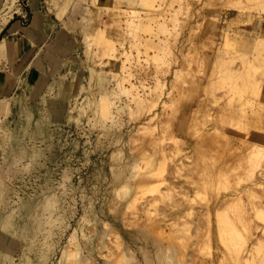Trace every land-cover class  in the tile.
Here are the masks:
<instances>
[{
  "label": "bare ground",
  "instance_id": "1",
  "mask_svg": "<svg viewBox=\"0 0 264 264\" xmlns=\"http://www.w3.org/2000/svg\"><path fill=\"white\" fill-rule=\"evenodd\" d=\"M18 1L0 0V34L10 25L12 30L20 28L24 32L23 37L12 40L3 35L0 38V56H7L15 62L18 56L23 55L17 82L20 87V83L25 81L26 90L30 93L25 95L21 90L15 93L4 91L0 94V264H185L189 239L179 222L182 215L179 208L181 202H173L178 207L172 212L171 219L159 217L157 208L152 203L145 205L142 222L137 217V202L147 192L170 198V190L173 189L171 186L165 189L160 186L168 181L163 174L159 175L162 164L160 159L163 162L167 159L163 140L168 135L175 144L179 143L175 114L185 101L181 96L184 97L186 90L197 80L195 76H189L191 80H187V71L180 65L173 67L170 82L162 74L175 61L171 37L177 32V25L183 23H180L181 17L192 12V1L166 0V4L162 5L159 0H30L34 14L25 24H20L18 20L13 22L15 14L20 12ZM251 2L264 13V0ZM44 3L62 19V26L56 30V37L52 35L54 22L47 19ZM105 7L110 9L113 17L112 21H108L110 29L118 31L117 34L109 33L108 28L101 24L100 15L104 13ZM67 8V17H63ZM170 22L173 26H170ZM75 30L84 36L87 58L73 55L78 68H70L68 74L71 80L67 84L66 75H58V71L66 61L67 53L72 51L71 48L78 41L77 36L72 33ZM160 30L164 34L160 35ZM122 32L133 36L130 48L125 45V36H119ZM207 34L210 42H215V36L220 33L209 31ZM68 35L72 36L70 41L67 39ZM223 36L224 42L221 41L216 47L218 55L213 65L223 72L221 75L224 74V78L234 80L228 91H232L231 100L236 102L242 99L241 87L237 82L240 78L250 86L254 85L257 91L261 90L260 81H252L253 74L245 64L243 68H233L232 58L229 61L222 52H228L232 56L250 50L264 58V33L254 26L250 32L244 34L236 32L233 36ZM135 47L138 53L144 48L146 56L156 60V69L151 76L153 80L149 82L147 79L150 76L141 75L143 68L139 64L140 61L143 62L139 59V54L136 56V51H133ZM111 60L117 61L114 69L110 67ZM83 64H88L90 71L89 89L84 83L75 81ZM46 74L50 80L36 99V114V107L26 101L25 96L29 98L32 95V83L39 86V81ZM3 78L4 76L0 77L1 80ZM210 82V79L205 81L200 88L204 86L208 90ZM75 88L78 93H74L77 91ZM86 89L89 93L80 105L78 96ZM73 99L76 100L75 106ZM2 100L8 101L5 107L2 106ZM85 103L93 105L94 117H90V120L97 119L101 130L106 135H112L110 142L115 148L112 151L113 184L109 198L119 202L109 210L102 207L105 214L109 211L113 215L114 221L102 216L90 201L85 204L84 211L77 220L78 224L75 225L71 222V217L76 211L68 199V194L69 189L75 190L78 186L73 180L71 166L63 167L61 179L52 185L47 182L41 191L35 193L26 192L23 196L15 183L17 179L24 177L20 175H25L30 169L37 165H46L42 161L45 148L38 144V139L42 137V141H45L47 138H54L53 132H48L50 124L66 122L67 114L70 117L75 116L74 111L71 112L75 108L78 109L77 120H80L81 115L87 112ZM166 111L169 118L164 122L161 117ZM241 111L237 127L248 128L250 120L246 109ZM123 112L132 121L126 131L121 128L124 124L121 118ZM193 113V110L189 112V118ZM256 120L260 121L264 136V105ZM97 121L93 122L94 126ZM181 123L184 124V121L181 120ZM221 134L223 137L231 136L225 131ZM259 139L250 140L249 159L246 160L249 164L247 163L244 170L246 175L254 176V184H257L255 171L258 167V154L264 151V142ZM146 141L152 144L153 152L149 153L144 148L143 143ZM53 146V142L47 143L48 148ZM177 169H182L181 163ZM47 176L46 181L49 180V173ZM250 192L252 196H256L253 190L250 189ZM192 208L189 214L193 213ZM207 209L209 236L215 235L224 242V226L228 225L227 220H219L215 231L211 220L213 207L208 205ZM241 210L244 226L250 233L244 242L259 238L258 242L263 244L264 226L261 227L263 238L258 235L252 237L256 231L254 228L258 226L254 227L246 218V212ZM128 212L134 213V218L128 219ZM256 215L264 222V208L256 209ZM117 220L129 226L128 231L133 239L142 240L138 243V248L133 247L123 229L117 225ZM89 224L94 225L92 229L88 228ZM150 243L153 248L149 246ZM219 256L216 255L217 258ZM261 259L263 264L264 257L261 256ZM252 261V256L246 258V262Z\"/></svg>",
  "mask_w": 264,
  "mask_h": 264
},
{
  "label": "rangeland",
  "instance_id": "2",
  "mask_svg": "<svg viewBox=\"0 0 264 264\" xmlns=\"http://www.w3.org/2000/svg\"><path fill=\"white\" fill-rule=\"evenodd\" d=\"M159 1L162 5L166 4V0ZM191 1L192 12L181 17L180 23H183L177 25L180 32L176 30L177 32L171 37L175 61L170 69L162 74L168 82L172 78L173 67L180 65L187 71V80H191L194 76L197 80L186 90V95L181 96V99H185V101L182 100V106L179 112L175 114L174 122L180 137L179 143L175 144L168 135L163 140L167 159L165 162L160 159L162 164L159 168V175L163 174L168 181L161 183L160 186L163 189L171 186L173 189L170 190V198H162L159 193L153 194L152 192H147L144 197H140L137 202L139 212L137 217L142 222L144 217L143 219L141 217L144 214L145 205L152 203L155 205L154 208H157L159 217L171 219L172 212L178 207L173 202L178 200L182 204L181 206L179 203V208L182 211L181 216L184 214L183 217L180 216V226L189 239L186 247L185 264H262L261 256L264 257V243L261 245L258 242L259 238H251L250 241L244 242L245 239L249 238L250 233H248L249 229L244 226V218H241L240 214H242L241 209H243L251 224H254V227L258 226L254 228L256 231L252 237L258 235V237L263 238L261 227L264 226V222L256 215V209L264 208V151L262 150L258 154L257 164L260 168L257 167L255 171L257 184L253 182L254 176L246 175L244 170H246L245 166L249 164V161L246 160L249 159L250 140L260 137L259 140L264 142L260 121L256 120L264 105V58L255 55L250 50H244V52L241 51V53L238 52L232 56L228 52H222V55L227 57L229 61L232 58L231 65L233 68H243L245 64L253 74L252 81H260L261 90L257 91L254 85L250 86L240 78L237 82L241 87L242 99L236 102L231 100L232 91H228L234 80L224 78V74L221 75L223 72L214 67L213 61L218 55L217 45L221 41L224 42L225 36L223 34L231 36L235 35L236 32L244 34L250 32L254 26L258 31L264 33V13L260 12L251 0ZM17 3L20 12L15 14L13 22L18 20L20 24L28 23L34 14L30 0H19ZM43 9L47 19L54 22L52 35L56 37V30L62 26V19L55 10L50 11L47 3H44ZM107 9L105 7L104 13L100 15L101 24L108 28L109 33L117 34L118 31L110 29L108 21H112L113 17L110 15V9ZM68 12L69 8L65 10L63 17H67ZM10 26L6 28H10ZM170 26H173L171 22ZM209 31L220 33L215 36V42H210L209 34H207ZM72 33L77 36L78 41L71 48L72 51L67 53L66 61L58 71V75L61 73L66 75L65 82L67 84L71 80L68 74L70 68L74 70L78 68L73 55L87 58L83 34L77 30L72 31ZM159 34L164 33L160 30ZM119 36L121 38L125 36V45L130 48L133 36L127 32H122ZM67 39L70 41L72 36L68 35ZM142 49L143 51L141 50L139 53L137 48L133 51H136V56L139 54V59L143 62L140 61L139 64L143 68L141 75L150 76V79H147L149 82L153 80L151 76L154 74L153 70L156 69V60L152 57L151 59L148 58L144 48ZM22 56H18L17 61L21 60ZM111 61L110 67L114 69L117 61ZM89 74L88 64H83L75 77V81L77 80L79 84L84 83L89 89ZM189 76L191 78H188ZM48 78L50 80V77ZM209 79L212 82H210L209 89L205 90L203 86L202 90L200 87ZM35 86L38 87L37 83ZM175 92L177 91L175 90ZM74 93H78V90ZM88 93L89 91L86 89L83 94L78 96L77 101L80 105ZM27 98L25 96V100L36 107L35 113L37 114L36 99L32 96ZM75 101V99L72 100L74 106ZM1 102L4 107L8 103L6 100ZM92 106L85 103L87 112L81 115L80 120H77L78 109L75 108L71 111H74L75 116L70 117L67 114L66 122L57 125L50 124L48 132H53L54 138H47L45 141H42V139L44 140L42 137L38 139V144L45 148L42 161L46 162V165H37L30 169L25 175H20V177H24L17 179L15 183L19 193L23 196L26 192L35 193L41 191L47 182L52 185L53 182L61 179L63 167L71 166L74 173L73 180L78 186L75 190L69 189L68 194V199L71 200L76 211L75 215L71 217V222L75 225L78 224L77 220L83 213L85 204L90 201L94 203V207L102 216L114 221L113 215L109 211L108 214H105L102 209L105 207V210H109L119 202L117 199L109 198L113 184L112 151L115 148L114 144L110 142L112 135H106L101 130L102 127L97 119L90 120V117H94ZM241 109H246V115L249 117L250 127L248 128L239 129L237 127L238 117L242 114ZM191 110L194 113L189 118ZM121 118L124 121L121 128L126 131L132 121L125 112ZM168 118L166 111L162 114L161 119L166 122ZM181 120L184 121V124L181 123ZM94 121H97L96 126L93 124ZM179 126L184 128L179 129ZM222 131L231 134V136L223 137ZM50 142H53L55 146L48 148L47 143ZM143 144L147 152H153L152 144L147 141ZM180 163L182 169L179 171L177 166H180ZM47 173H49L48 181H46ZM250 189L255 192L256 196L251 195ZM208 205L212 206L214 210L211 214V220L212 228L215 231L219 220H227L228 222V225L224 226V242L215 235L209 236V223L206 215ZM190 208H192V214H189ZM133 215L132 212L126 214L128 219L134 218ZM116 222L123 229L133 247L138 248V243L142 240L133 239L128 231L129 226L120 220ZM93 226L89 224L88 228L92 229ZM211 237L212 240H210ZM149 246L154 247L152 243ZM216 255H220L219 258ZM139 256H141L140 251ZM249 256H252L253 259L251 263L246 262V258ZM214 258L216 260L213 261Z\"/></svg>",
  "mask_w": 264,
  "mask_h": 264
},
{
  "label": "crops",
  "instance_id": "3",
  "mask_svg": "<svg viewBox=\"0 0 264 264\" xmlns=\"http://www.w3.org/2000/svg\"><path fill=\"white\" fill-rule=\"evenodd\" d=\"M22 33V34H21ZM24 32L19 28L18 30H12L11 28H5L2 31V35L0 34V38L3 37V35L9 37L11 40L15 39L16 37L21 38L24 36L23 34ZM0 77L4 78L1 80L0 79V94L2 95L4 91L6 92H10V93H15L16 91H21L24 92L23 94H27L29 95L30 92H27L26 90V82L23 81L22 83H20V87H19V83L17 82L18 79V72L21 68V61H11L9 60V58L7 56L1 57L0 56ZM3 59V60H2ZM10 67V68H9ZM8 69V70H7ZM7 70V71H6ZM11 70V71H9ZM9 71V72H8ZM11 72V73H10ZM3 74V76H2ZM40 75V73H39ZM9 77V79H8ZM45 77V78H44ZM49 76L46 74L42 77V79L39 81V86L36 87L35 86V82H33V86H35V88L33 89V93H31L32 98L37 99L38 96L40 95L41 91L46 87L48 81H49ZM4 80V81H3ZM3 81V82H1ZM38 85V84H37ZM2 90V91H1Z\"/></svg>",
  "mask_w": 264,
  "mask_h": 264
}]
</instances>
